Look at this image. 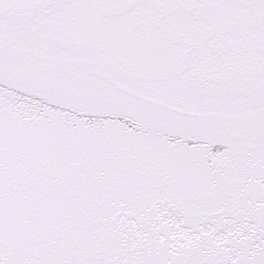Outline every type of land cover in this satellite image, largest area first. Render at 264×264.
<instances>
[{"label":"snow or ice","instance_id":"1","mask_svg":"<svg viewBox=\"0 0 264 264\" xmlns=\"http://www.w3.org/2000/svg\"><path fill=\"white\" fill-rule=\"evenodd\" d=\"M0 264H264V0H0Z\"/></svg>","mask_w":264,"mask_h":264}]
</instances>
